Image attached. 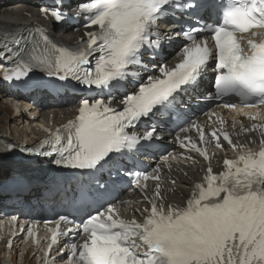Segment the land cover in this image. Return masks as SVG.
<instances>
[{
  "label": "snow or ice",
  "instance_id": "6c2138e0",
  "mask_svg": "<svg viewBox=\"0 0 264 264\" xmlns=\"http://www.w3.org/2000/svg\"><path fill=\"white\" fill-rule=\"evenodd\" d=\"M73 7L77 13H89L85 27L96 29L86 32L88 39L75 48L52 42L43 31L38 38L6 33L0 39V63L11 65L5 67L6 82L35 78L37 86L55 80L61 82L58 87L75 82L103 92L125 87L120 82L137 75L129 72L131 66H140L148 74L131 82L132 90L119 101L122 109L110 106L111 95L84 98L75 120L50 133L38 146L21 149L22 153L55 157L50 163L81 175L99 171L115 164L125 151L159 139L155 125L142 136L130 133L140 121L158 113L168 120H181L184 113L177 98L189 89L208 102L235 96L243 108L264 109V0H81L75 5L72 0H58L57 8L40 11L63 24L72 19L65 9ZM170 16L188 17L195 23H185L176 33L185 38L178 62L170 67L161 59L150 72L143 54L147 51L153 61L163 56L160 35L153 29ZM243 34L248 35L246 49ZM210 61H214L215 75L205 87ZM220 106L237 107L227 101ZM258 117L264 119L259 112L250 119ZM192 127L204 143V130L195 123ZM256 128L253 124L252 129ZM260 128L264 137V124ZM222 135L233 149L237 147L226 132ZM210 136L220 148L217 131ZM189 144L208 159L195 143ZM45 145L50 150H44ZM181 147L188 145L181 142ZM16 164L8 154L0 153V174H10ZM223 166L218 175L208 169L183 208L169 206L165 212L155 199L150 200L151 208L144 209L140 223L120 218L111 204H101L76 229H67V233L84 236L83 243L71 245L70 258L74 264H264V138L258 151L225 159ZM121 173L135 176L137 186L141 178L149 179L146 172L118 169L117 175ZM56 223L53 243L59 225H71L73 220L60 215ZM136 239L146 246L143 257L134 250L139 247Z\"/></svg>",
  "mask_w": 264,
  "mask_h": 264
},
{
  "label": "bare ground",
  "instance_id": "6f19581e",
  "mask_svg": "<svg viewBox=\"0 0 264 264\" xmlns=\"http://www.w3.org/2000/svg\"><path fill=\"white\" fill-rule=\"evenodd\" d=\"M35 1L36 0H30L29 2L25 3L27 5H24L23 2H25V0H9L8 2H2V0H0V4H2V6L0 7V25L5 27H16L19 25L24 26L31 23L33 20H36L37 12L33 5V2ZM25 13H27L30 17H27ZM52 32L54 33V36L57 39L65 43H73L80 36V34L77 32H67L66 34H61L54 29H52ZM67 102L70 103L71 100ZM46 107L49 108V110H42L39 111L37 114L38 121L40 122H49V115L52 113V121L54 123H57L63 120L61 116L63 118L70 116L72 114L73 109L75 108V106L72 105L63 107L60 110V114L56 110L50 109L51 104L47 105ZM0 114V122H6L4 129H0V140H6L8 142L10 141V139H16L12 137L13 135H10L11 131H13V133L18 132L17 138L22 139L23 142H30L34 140L33 137H35L37 133L33 130L32 125L29 126L30 121H26L25 116H21L22 114L16 115V111L12 107V103L9 101L3 90H0ZM204 118L205 117H197L196 120L199 123H204ZM246 124L247 123L245 120L237 119L233 122H228L227 128L231 130L233 135L239 136V128L241 126H245ZM181 170L185 171L187 173V176L177 174L176 172H171V174L177 179L175 191H172L171 193H166V197L171 202H183L182 197L186 196L188 194V191L191 189V181L188 178L191 177L193 180L200 179L199 166H182ZM2 176H7V173L0 174V178ZM135 199H137V197L135 196H125L118 202V204H122L124 200H129L130 202H133ZM2 256L5 257V255ZM10 258H13L12 254L10 255ZM23 261L24 263H28L30 262V259L25 257Z\"/></svg>",
  "mask_w": 264,
  "mask_h": 264
},
{
  "label": "rangeland",
  "instance_id": "374dc122",
  "mask_svg": "<svg viewBox=\"0 0 264 264\" xmlns=\"http://www.w3.org/2000/svg\"><path fill=\"white\" fill-rule=\"evenodd\" d=\"M0 5L2 6V4H0ZM1 6H0V7H1ZM0 115H1V114H0ZM21 116H22V115H21ZM22 117H23V116H22ZM25 118H26V117H25ZM5 125H6V122L1 121V122H0V127H1L0 129L3 130ZM10 135H13V136H12L13 138H17V136H18V132L13 133V131H11V132H10ZM10 135H8V136H10ZM12 137H10V138H12ZM33 139H34V137H33ZM1 264H8V262L1 261Z\"/></svg>",
  "mask_w": 264,
  "mask_h": 264
}]
</instances>
